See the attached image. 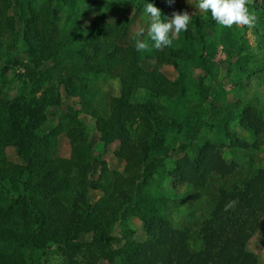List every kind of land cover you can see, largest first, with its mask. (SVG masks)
Here are the masks:
<instances>
[{
	"label": "rangeland",
	"instance_id": "1",
	"mask_svg": "<svg viewBox=\"0 0 264 264\" xmlns=\"http://www.w3.org/2000/svg\"><path fill=\"white\" fill-rule=\"evenodd\" d=\"M119 1L79 2L77 21L86 38H90L89 32L98 27L97 22L103 20L111 28V38L120 47L136 48L137 39H142L149 47L141 51V68L146 72L156 71L167 80L184 86L181 97L159 100L163 105V120L170 128L163 132L162 149L152 154L155 161L146 165L147 180H136L138 189H142L139 194L144 198L135 201L138 192L133 189L137 188L128 186L132 170L126 171L131 163L118 156V140L107 141L102 137L97 129L100 118L89 108L91 105L101 113L105 111L102 115H106L112 99L120 95V81L105 73H89L84 81L86 96L83 99L76 92L79 85L76 79L60 78L65 69L73 65L72 60H65L59 69L52 61L39 64L36 50H33L35 45L25 32L26 28H22L17 20V32L21 29L15 45L9 36L4 37L3 45H0V103L19 95L30 98L55 88L61 95V103L46 107V120L36 132L34 142L38 150L29 158L21 156L14 145L6 142L0 126L2 156L6 161L26 168L28 174L24 179L30 180L31 186L23 191L11 180L12 173H8L11 175L6 178L9 192L0 195V264H88L83 259V245L102 251V244L93 243L94 236L102 232L109 234L112 241L106 255L95 264H123L120 251L138 248L151 239L152 212L162 218L171 230L187 233L191 247L199 248L201 241L196 237L197 226L208 217L219 191L230 190L238 182L250 179L264 165V134L258 137L240 125V114L246 103H255L264 113L263 104L259 105L255 100L260 97L264 103V76L239 78L233 71V60L225 53L223 42L225 35L239 39L238 42L245 45L244 50L252 53L249 67H255L257 62L264 60V41H258L262 29L255 32L258 18H254L257 20L253 22V19L250 26L221 28L217 23L215 26L209 23L211 27L204 25V44L194 34L193 18L197 15L208 22L213 19L210 12L197 7L198 0H175L172 6L166 0H149L161 10L164 21L170 19L174 12H187L191 18L187 31L179 35L170 34L172 44L157 49L150 39L151 20L145 12L147 0H136L142 5V10L134 5L124 7L118 4ZM255 4L264 6V0H247V5ZM248 9L251 10L250 7ZM10 13L17 16L18 11L13 8ZM58 15L61 22H69L70 25L67 7L61 6ZM149 97L145 90H140L131 102H145ZM141 125L140 116L127 123L135 145L141 139ZM150 125L147 124L148 133ZM73 126L74 139H78L81 147L73 144V138L68 134ZM228 133L233 135L232 138ZM235 138L244 144L235 146ZM211 148L221 154L230 168L229 174L212 172L204 187H196L176 173L183 163L194 161ZM53 158L62 161L52 163ZM38 173L49 182L45 189L37 186L40 182ZM74 176L78 178L71 179ZM121 189H129L127 193L132 202L122 198ZM23 195L27 201L43 205L49 197L53 209L62 213L63 220L69 221L68 225L78 226L87 213L94 215L102 204L105 206V219L103 224H99L95 218L89 230L81 232L77 239L69 240L67 244L43 235V244L29 249L20 241L22 231L18 223H23V219L16 213L18 205H14L15 211L9 210L14 198ZM251 214L260 226L251 232L247 250L256 256L258 264H264V234L261 230L264 218L257 210ZM193 221L198 222L197 226L192 224Z\"/></svg>",
	"mask_w": 264,
	"mask_h": 264
},
{
	"label": "trees",
	"instance_id": "2",
	"mask_svg": "<svg viewBox=\"0 0 264 264\" xmlns=\"http://www.w3.org/2000/svg\"><path fill=\"white\" fill-rule=\"evenodd\" d=\"M80 1L87 0H0V45H3L2 39L8 36L15 45L21 27L26 28L25 32L30 35L29 38L35 45L33 50H36L35 57L39 64L52 61L59 69L65 60L68 58L72 60L73 65L65 69L60 78L61 80L76 79L79 84L76 86V92L83 99L86 96L84 81L89 73H105L120 81V95L112 99L110 111L106 115H102L105 111L101 113L100 109L91 105L89 108L91 107L95 112L94 115L100 118L97 129L102 137L107 141L118 140L120 142L118 156L124 158L128 164L131 163L126 168L127 172L132 170L128 186L137 188L133 191L138 192L135 200L138 202L144 197L139 194L142 189H138L136 180L137 178H143V182L147 180L146 165L155 161L153 155L162 149L164 142L163 132L170 128L163 120L161 113L163 105L159 100L181 97L184 86L167 80L156 71L143 70L141 51L138 52L132 46L125 48L118 46L111 38V28H108V24L103 20L97 22L98 27L89 32L90 38H86L85 31L77 21ZM96 1L98 0H93ZM118 4L124 7L134 5L142 10V5L136 0H121ZM61 6L69 10L67 21L71 20L70 25L69 22L67 24L61 22L59 18ZM247 6L251 8L253 19L259 20L258 25H255V32L262 29V36H258V41H264V6L257 4ZM13 8L17 9L18 17L10 13ZM17 20L18 24H21L18 32ZM256 20L254 19L253 22ZM192 22L195 36L205 44L203 26H215L216 22L204 21L197 15ZM238 40H234L230 35H225L223 38L225 53L233 60L234 73L239 78H249L253 75L263 78L264 60L257 62L253 68L249 67L248 60L252 53H247L244 50V43ZM165 56L169 61V57ZM140 90H145L150 96L148 101L131 102L135 93ZM255 100L257 104H263L264 109L260 97H256ZM60 103L61 95L57 88L40 95L34 94L30 98L19 95L4 104L0 103V126L3 127L5 136L3 138L14 145L21 156L31 157L38 150L34 142L36 132L46 120V107ZM138 116L141 117L142 133L139 143L135 145L131 141L127 123ZM147 124H151L150 133L147 131ZM240 125L253 131L258 137L264 134L262 108L253 102L246 103L240 114ZM74 131L73 126L70 131L68 130V134L71 139L73 138V144L81 147L78 139H74L76 134ZM228 136L232 138L233 135L228 133ZM233 144L241 146L244 143L235 138ZM56 161L62 160L53 158L51 162ZM9 172L12 173L11 180L16 186L19 184L23 191L31 188L30 180L24 179V175L28 174L26 168L6 161L0 150V195L9 192L10 188L6 182V178L11 176L8 175ZM212 172H219L221 175L231 172L221 154L213 148L203 152L194 161H186L176 170L183 180L196 187H204ZM38 175L40 182L37 186L39 189H45L49 186V182L44 175L39 173ZM117 175L122 176L118 173ZM77 178L74 176L71 179ZM121 192L123 199L132 202L130 194L127 193L129 189H121ZM230 200H236L237 204L234 209L225 212L224 206ZM15 204L20 211L17 210L16 213H19L23 219V223H18L22 231L20 241L22 240V246H27L29 249L38 248L39 244H43V235L50 240L67 244L69 240L77 239L81 232L89 230L95 218L99 224H103L105 219L103 204L98 207L99 210L94 215L87 213L78 226L68 225L69 221L63 220L62 213H57L53 209L54 205L49 197L45 199L44 205L33 200L27 201L25 195L14 198L9 205L11 212L15 211ZM254 210L261 212L264 218V165L250 179L238 182L230 190H220L214 207L200 226L196 225L197 221H193L192 224L197 226L196 237L201 241L199 248L191 247L187 233L171 230L162 218L152 212L149 230L151 239L138 248H126L120 251L119 256L123 264H258L256 256L247 250V240L251 232L259 229L260 226L252 218L251 212ZM261 230L264 234V224ZM111 241L112 238L107 233L95 235L93 243L102 244L104 249L97 251L85 244L83 259L88 264H95L100 257L106 255Z\"/></svg>",
	"mask_w": 264,
	"mask_h": 264
},
{
	"label": "clouds",
	"instance_id": "3",
	"mask_svg": "<svg viewBox=\"0 0 264 264\" xmlns=\"http://www.w3.org/2000/svg\"><path fill=\"white\" fill-rule=\"evenodd\" d=\"M169 6L175 3V0H166ZM247 0H198L197 7L211 13L212 19L221 27L231 28L235 26H250L253 17L248 9ZM145 12L150 17V39L154 42L152 46L159 49L172 44V35H179L188 30L191 22L190 15L187 12H174L170 19L162 20L161 10L154 3L147 0ZM143 36V29L140 31ZM149 45L142 39H137L136 49L138 52L144 51ZM236 200L228 201L224 206V211L228 212L235 208Z\"/></svg>",
	"mask_w": 264,
	"mask_h": 264
}]
</instances>
